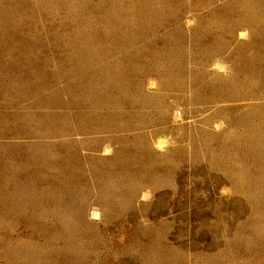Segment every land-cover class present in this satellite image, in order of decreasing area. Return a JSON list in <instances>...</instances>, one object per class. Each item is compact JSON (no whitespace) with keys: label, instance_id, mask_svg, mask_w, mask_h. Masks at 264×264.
I'll list each match as a JSON object with an SVG mask.
<instances>
[{"label":"rangeland","instance_id":"1","mask_svg":"<svg viewBox=\"0 0 264 264\" xmlns=\"http://www.w3.org/2000/svg\"><path fill=\"white\" fill-rule=\"evenodd\" d=\"M0 264H264V0H0Z\"/></svg>","mask_w":264,"mask_h":264},{"label":"bare ground","instance_id":"2","mask_svg":"<svg viewBox=\"0 0 264 264\" xmlns=\"http://www.w3.org/2000/svg\"><path fill=\"white\" fill-rule=\"evenodd\" d=\"M151 85H152V84H151ZM173 115H175V114H173ZM96 213H97V212H96ZM96 213H95V214H96ZM98 213H99V212H98ZM92 215H94V214H92ZM97 215H98V214H97ZM97 215H96V217H97ZM94 216H95V215H94Z\"/></svg>","mask_w":264,"mask_h":264}]
</instances>
